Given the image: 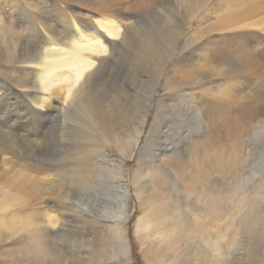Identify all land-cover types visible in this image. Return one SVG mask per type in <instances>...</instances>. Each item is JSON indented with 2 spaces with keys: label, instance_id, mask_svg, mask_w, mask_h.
Wrapping results in <instances>:
<instances>
[{
  "label": "bare ground",
  "instance_id": "bare-ground-1",
  "mask_svg": "<svg viewBox=\"0 0 264 264\" xmlns=\"http://www.w3.org/2000/svg\"><path fill=\"white\" fill-rule=\"evenodd\" d=\"M88 1L94 6H88ZM25 2L24 7L16 5L19 18L14 22L6 25L0 20V62L9 69L4 78L15 85L0 88V112L7 111L0 119L3 115L12 119L10 124L6 120L0 123V152L21 158L26 153L25 158L42 170L51 165L44 178L46 190L58 193L57 206L68 214V218L63 215L66 220L72 218L74 207L86 213L80 206L83 202L78 201L95 190L102 176L119 181L123 197H128V174L123 168L137 153L136 163L148 168L145 178L142 173L134 178L144 183L139 187L150 205L138 226L164 230L162 248L168 255L190 229L180 226L176 217L165 218L168 207L176 206L173 202L177 201L163 204L171 191L170 180H181L188 191L204 194L203 214L191 229L194 233L214 226L227 228L228 202L235 194L233 202L249 207L241 218L244 229L260 220L264 223V43L259 37L244 39L234 31L208 35L203 42L208 45L197 58L205 59L211 73L198 71L195 81L180 87L179 72L190 64L199 45L191 48L186 41L177 51L179 34L184 25L198 20L210 0H147L148 25L135 20L140 11L124 13L125 19H120L118 0ZM197 27L204 31L202 24ZM205 29L215 31L207 25ZM175 55L162 88V93L171 91V96L168 103L165 97L158 99L154 120L143 136L154 91ZM149 59L154 70L149 77L140 74L146 91L136 100L127 75ZM9 98L13 100L9 102ZM172 106L178 119L172 118ZM10 111H15L14 118ZM193 117L202 127L201 133L194 134L198 131L189 128ZM29 122L31 126L49 125L48 133L34 130L26 137L22 133ZM153 142L162 149L150 150ZM186 152L190 155L185 162ZM251 194L256 199H251ZM117 217L121 220L103 223L127 256L124 226L129 211L125 205ZM87 219L90 216L81 223ZM22 227L36 247L42 245L43 229L26 223ZM214 238L212 251L220 258L229 240Z\"/></svg>",
  "mask_w": 264,
  "mask_h": 264
},
{
  "label": "rangeland",
  "instance_id": "rangeland-1",
  "mask_svg": "<svg viewBox=\"0 0 264 264\" xmlns=\"http://www.w3.org/2000/svg\"><path fill=\"white\" fill-rule=\"evenodd\" d=\"M118 1L120 2L118 4V11L122 14H119L120 19L124 20L125 14L140 11V17L135 20L140 21L141 25L150 24L151 19L148 18V9L145 8L147 0ZM17 4L23 7L27 5L25 0H0L1 22L10 24L14 22V18H19V9L16 8ZM87 5L92 6L93 3H89L88 1ZM205 8L204 12H201L200 16L197 17L198 20L184 25L179 34L177 51L183 48L186 41L187 45H190L189 47L191 48L196 47L197 44L199 45V50L195 51L190 64L188 63L179 72L178 82L180 83V87H187L192 81H195L199 77L198 71H204L207 75L211 73L205 59L197 58V55L202 53L208 45V43L203 44V42L208 40V35H223V32L234 31L239 34L242 33L243 35H241L244 39L257 36L264 43V0H210ZM199 23L202 24L204 31L197 27ZM206 25L210 26V28L214 27L215 31L206 32ZM158 48H161V46ZM124 54L126 55L125 52ZM175 61L176 55L170 58L167 63L169 67L162 73L158 81L157 88L152 97L153 106L147 113L143 136L147 133L154 120L155 104L158 102V99L165 97L167 99L166 103H168V99L171 96V91L162 93V88L165 84L167 73H169ZM128 69L131 70V67L128 66ZM114 70H117L116 65ZM153 70L154 64L149 59V61L144 60L140 63L132 71V74L129 73L127 75V79L132 84L130 85L132 90L135 89L132 93L135 94L136 100H138L141 93L146 91V86L144 87V84L141 82L143 75L146 74V77H149ZM8 72L9 69L2 67L0 62V88L8 86L12 88L15 86L7 78H4ZM140 74H143L142 77H140ZM205 77L203 74L202 78ZM8 100L11 102L13 99L9 98ZM175 103L173 101L171 104L176 106ZM175 106H172L173 112L171 110L170 113L172 118L178 119V113L174 112ZM7 110H10V103L7 105ZM3 112H0V116ZM10 114L13 118L16 116L15 111H10ZM262 114L263 111H260L261 116ZM0 120H2L0 123L5 120L7 124L12 123V119L9 120L4 115ZM203 122L205 123L204 125H208L206 120ZM25 124L26 126L23 128L22 134L28 138H30V133H33L34 130L41 132L40 134L48 133L49 125L31 126L30 122ZM190 124L189 128L193 133L198 131L194 134L203 131L194 117ZM35 127L38 129H34ZM143 143L142 141L138 144L136 152H138L139 147ZM179 145L182 149L184 146L182 140H180ZM149 147L150 150L155 148V150L160 151L162 149L156 146L154 142ZM188 153L186 152L183 156L184 159L186 158L185 162L190 155ZM25 156L26 153L21 158L17 154L11 155L10 153L0 152V264H197L199 262V264H264V223L260 220L254 227L244 229L241 224V218L248 213L249 207L245 206L241 208L238 200L233 202V198L236 199V194L228 202L229 209L226 215L227 222L225 223L227 228L224 226L219 230L214 226L215 228L211 227L207 230L198 231L197 234L191 229L194 227L196 220L200 218L199 215L203 214L204 206L202 205V198L204 194H194L193 191H188L181 180L175 181L173 179L168 181L167 179L169 184L171 181L173 183L170 184L171 191L165 197L163 204L169 206V202H172V200L177 199V201L173 202L176 206L168 207L165 218L176 217L180 226H184L185 229L190 228L183 237L182 242L171 249L170 255H168L169 252L165 253L162 248L165 237L164 230L138 226L139 221L146 215L150 205L146 202V199L143 197L144 192H141V188L139 187L144 183L134 178V176L138 175L137 173H142L143 178H145L144 173L148 168L143 166V163H136L137 153L134 156V160H126V168H123V171L128 174V197H123L119 181H113L114 179L108 178V175L102 176V181L95 186V190L89 196L83 197L81 202L74 197L79 203L83 202L80 206L84 208L86 213H81L78 207H74L71 213L72 220H66L65 217L67 216L66 218H68V214L62 213L65 210L57 206L60 200L58 193L46 190L48 183L44 181V178L49 173L51 165L46 164L47 168L42 170L38 167V164L31 163L32 161L28 157L25 158ZM45 158L49 159V154ZM155 165L159 167L158 162ZM185 166L187 165L185 164ZM159 169L164 172L160 167ZM135 181L136 184L134 183ZM217 181L221 182L222 179H218ZM222 188L224 186L220 187V189ZM250 196L251 199L256 197L253 194ZM85 198L87 201H85ZM247 200L249 201V198ZM123 205L129 211V218L124 226L128 247L127 256L123 255L120 245L115 242V239H112V233L109 228L104 226L106 225L104 224L105 222L121 220L117 216L121 208L123 209ZM84 206L87 207L85 208ZM73 211L82 216L76 217L75 215L77 214ZM85 214L88 217L90 216L91 219H87L82 224L83 218L86 219ZM62 216L64 221L61 220ZM46 220L51 222H46ZM65 220L69 223L65 222ZM95 221L97 224H95ZM23 223L29 224L39 230L43 229L41 231L45 235L41 242L42 245L36 247L35 243L30 239L27 229L22 227ZM49 223L52 224L46 225ZM63 223L69 227V230L65 228L66 226ZM71 223L73 227H71ZM221 236H224L222 241H225V238L229 241H226L227 245H225L224 253L218 258L219 256H214L217 254V251L212 250L216 241L214 237ZM165 254L167 255L165 256Z\"/></svg>",
  "mask_w": 264,
  "mask_h": 264
}]
</instances>
